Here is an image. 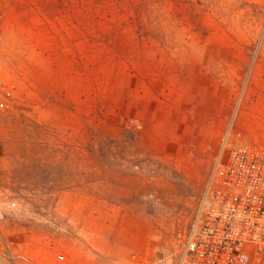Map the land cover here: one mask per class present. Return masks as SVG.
<instances>
[{"label": "rangeland", "instance_id": "rangeland-1", "mask_svg": "<svg viewBox=\"0 0 264 264\" xmlns=\"http://www.w3.org/2000/svg\"><path fill=\"white\" fill-rule=\"evenodd\" d=\"M2 81L0 264H179L226 132L264 144V0H0Z\"/></svg>", "mask_w": 264, "mask_h": 264}, {"label": "built area", "instance_id": "built-area-1", "mask_svg": "<svg viewBox=\"0 0 264 264\" xmlns=\"http://www.w3.org/2000/svg\"><path fill=\"white\" fill-rule=\"evenodd\" d=\"M0 84L10 104L14 87ZM176 221L179 264H264V144L229 128L196 212ZM0 250L12 261L1 226Z\"/></svg>", "mask_w": 264, "mask_h": 264}]
</instances>
